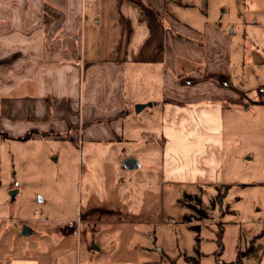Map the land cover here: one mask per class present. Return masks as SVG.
Masks as SVG:
<instances>
[{
    "label": "crops",
    "instance_id": "crops-1",
    "mask_svg": "<svg viewBox=\"0 0 264 264\" xmlns=\"http://www.w3.org/2000/svg\"><path fill=\"white\" fill-rule=\"evenodd\" d=\"M0 133V169L3 146L11 166L23 145L50 162L83 158L86 194L100 200L78 224L148 223L139 199L155 198L158 163L163 182L213 187V204L235 170L264 186V0H0ZM250 203L234 243L241 264H264V198ZM29 219L28 235L55 238L13 243L0 225V264H56L72 247L66 220Z\"/></svg>",
    "mask_w": 264,
    "mask_h": 264
},
{
    "label": "rangeland",
    "instance_id": "rangeland-1",
    "mask_svg": "<svg viewBox=\"0 0 264 264\" xmlns=\"http://www.w3.org/2000/svg\"><path fill=\"white\" fill-rule=\"evenodd\" d=\"M5 149L3 146L0 169V218H3L0 225L2 229L7 228L6 236L11 235L13 243L33 246L38 242L42 244L45 238H55L53 235L50 238L40 237L44 223H39L41 232L39 228H34L33 234L21 236L23 225L29 227L36 224L32 222L35 219H29L28 222H23L22 219L46 217L74 221L78 218V211L85 212L86 206L92 202L98 205L99 195L86 194L85 165L80 156L71 153L63 159L60 155L58 161L50 162L42 146L23 145L19 148L22 156H14L11 166L8 161L5 163ZM21 157L24 159L23 167L17 164V159ZM249 165L247 163L246 166ZM136 173L143 178L145 169H136ZM161 174V165L158 163L155 186L151 180L155 198L151 195L150 200L146 199L144 203L139 199L140 219L150 220L148 223L141 221L122 225L96 217L80 224L78 221L72 222L71 227L65 222L63 227L77 237L75 240L73 236L76 245L74 241L71 242V248L66 244L69 251L56 258V264H241L238 248L240 252H244L245 246L240 244L239 247L234 242L237 231L245 227V223L238 224V217L234 215L241 209L244 217L254 218V207L257 205L253 207L250 202L253 199L262 201L264 186L243 185L240 182L248 180L247 171L243 168L235 170L229 174L232 180L230 186L215 190V194L225 191L224 198L220 203L213 204L208 195L213 187H203L201 191L196 190L197 193L195 188H181L163 182ZM10 186L16 189L13 199L8 195ZM190 193L198 194V207L207 211L204 217L198 216L187 205H196L193 198L187 197L196 194ZM133 197L138 203V197ZM137 203L134 204L135 207ZM226 206L234 211L228 212ZM186 215H189V221L184 219ZM54 224L60 223L46 225ZM261 227L262 225L259 226ZM70 241L69 238V245ZM45 242L44 245L53 244L49 240ZM53 252L52 247L45 254V259L52 262ZM75 259L77 263H74Z\"/></svg>",
    "mask_w": 264,
    "mask_h": 264
},
{
    "label": "water",
    "instance_id": "water-1",
    "mask_svg": "<svg viewBox=\"0 0 264 264\" xmlns=\"http://www.w3.org/2000/svg\"><path fill=\"white\" fill-rule=\"evenodd\" d=\"M151 103L150 102H146V103H136L134 104V111L135 112H138L140 111L144 106L146 105H150ZM134 162V159L133 158H128V159H125L123 161V164L125 166H128L130 164H132ZM16 192V189H10L8 191V195H9V198L10 199H13V196H14V193ZM30 233V229L26 226V225H23L22 228H21V231H20V234L21 235H28Z\"/></svg>",
    "mask_w": 264,
    "mask_h": 264
},
{
    "label": "trees",
    "instance_id": "trees-1",
    "mask_svg": "<svg viewBox=\"0 0 264 264\" xmlns=\"http://www.w3.org/2000/svg\"><path fill=\"white\" fill-rule=\"evenodd\" d=\"M0 135H3V133H0ZM27 136H28V135H27ZM187 197H191V198H193V199L195 200V204H196V205H193V204H191V205L187 204V205H188L190 208H192L193 210H195V212L197 213L198 216H200V217H204V216L206 215V211L198 207L199 198L196 197V196H190V195H187ZM219 197H220L219 194H216V195H215V198L218 199ZM184 219H185L186 221H189V220H190L189 215L184 216Z\"/></svg>",
    "mask_w": 264,
    "mask_h": 264
},
{
    "label": "built area",
    "instance_id": "built-area-1",
    "mask_svg": "<svg viewBox=\"0 0 264 264\" xmlns=\"http://www.w3.org/2000/svg\"><path fill=\"white\" fill-rule=\"evenodd\" d=\"M77 220H75V221H67L66 223L68 224V227H71V225H72V222H76ZM74 233V232H73Z\"/></svg>",
    "mask_w": 264,
    "mask_h": 264
}]
</instances>
